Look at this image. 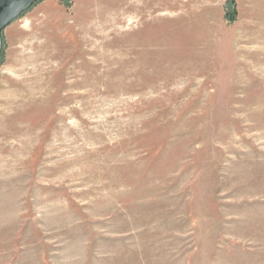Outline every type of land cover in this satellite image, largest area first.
I'll use <instances>...</instances> for the list:
<instances>
[{
  "label": "rangeland",
  "instance_id": "rangeland-1",
  "mask_svg": "<svg viewBox=\"0 0 264 264\" xmlns=\"http://www.w3.org/2000/svg\"><path fill=\"white\" fill-rule=\"evenodd\" d=\"M2 40L0 264H264V0H40Z\"/></svg>",
  "mask_w": 264,
  "mask_h": 264
},
{
  "label": "water",
  "instance_id": "water-1",
  "mask_svg": "<svg viewBox=\"0 0 264 264\" xmlns=\"http://www.w3.org/2000/svg\"><path fill=\"white\" fill-rule=\"evenodd\" d=\"M40 0H0V49L2 34L13 21L31 9Z\"/></svg>",
  "mask_w": 264,
  "mask_h": 264
},
{
  "label": "crops",
  "instance_id": "crops-1",
  "mask_svg": "<svg viewBox=\"0 0 264 264\" xmlns=\"http://www.w3.org/2000/svg\"><path fill=\"white\" fill-rule=\"evenodd\" d=\"M79 1V0H78Z\"/></svg>",
  "mask_w": 264,
  "mask_h": 264
},
{
  "label": "trees",
  "instance_id": "trees-1",
  "mask_svg": "<svg viewBox=\"0 0 264 264\" xmlns=\"http://www.w3.org/2000/svg\"><path fill=\"white\" fill-rule=\"evenodd\" d=\"M1 50V49H0Z\"/></svg>",
  "mask_w": 264,
  "mask_h": 264
}]
</instances>
